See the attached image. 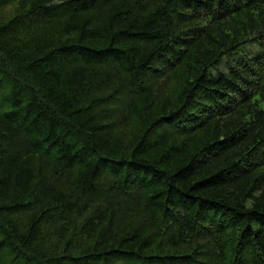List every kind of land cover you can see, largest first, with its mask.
I'll return each instance as SVG.
<instances>
[{
    "label": "trees",
    "instance_id": "16d2710c",
    "mask_svg": "<svg viewBox=\"0 0 264 264\" xmlns=\"http://www.w3.org/2000/svg\"><path fill=\"white\" fill-rule=\"evenodd\" d=\"M0 264H264V0H0Z\"/></svg>",
    "mask_w": 264,
    "mask_h": 264
}]
</instances>
